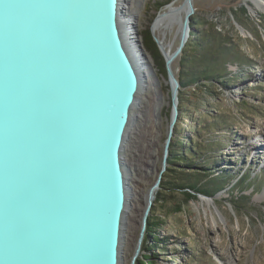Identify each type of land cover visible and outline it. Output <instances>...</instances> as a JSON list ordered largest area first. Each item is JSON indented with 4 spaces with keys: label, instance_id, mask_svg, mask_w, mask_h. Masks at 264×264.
I'll return each mask as SVG.
<instances>
[{
    "label": "bare ground",
    "instance_id": "obj_1",
    "mask_svg": "<svg viewBox=\"0 0 264 264\" xmlns=\"http://www.w3.org/2000/svg\"><path fill=\"white\" fill-rule=\"evenodd\" d=\"M15 1L0 0V13H3V17H0V37L5 36L14 45L26 47L23 52L16 53L17 60L12 62L20 71L21 79L14 85L7 83L0 86V195L14 194L12 189L2 190L3 175L8 176L10 183L18 182L28 200H16L0 209V264H104V232L110 222L106 212L110 206L111 191L105 185L106 177L97 161L95 171L86 172L83 178L70 173L71 190L54 197H43L41 191H47L59 174L67 175L68 167H75L83 158L84 151L79 148L73 133L88 125L87 117L96 114L97 108L101 107V100L92 87L93 80L86 74L87 71L97 73L105 82L107 90L111 89L109 99L112 113L120 107L123 85L129 81V76L118 72L119 55L112 45L114 34L110 4L108 0H93L90 9L91 23H88V0H38L33 29L39 31L36 26L37 16L54 21V42L58 51L53 55L40 51L35 83L42 91L30 96L28 87L18 82H24L25 79L26 82L29 81L31 69L34 65L37 66L38 61L32 60L36 49L32 45H24V34L15 29L13 19L7 12ZM253 1L257 7H264V3L259 0ZM137 2L138 0H118L117 3L120 33L140 76V85L129 105L119 153L124 166L142 169V159L136 157L137 141L132 138V134L141 133L138 126L134 125L135 118L138 117L141 121L140 114L145 107L138 95L145 84L150 85L154 69L137 39L138 29L133 23L138 11ZM181 7L188 8L187 4H181L179 8ZM177 12L178 10H174L159 16L156 27L165 29L170 26ZM20 19L25 22L26 15ZM87 24H92L91 30ZM52 93L57 94L54 101L61 107V111L48 118L46 115L50 111ZM34 98L40 100L42 105V111L35 114L41 125L31 136L22 138L27 110L35 113ZM82 111L83 121L80 122L77 116ZM125 174L129 185L127 173ZM130 180L135 185L132 192L128 189L127 201L121 214L117 264L126 262L122 255L123 247H128L134 241V238L128 239L129 242L126 243L122 241L128 235L124 232L126 218L129 215L128 227L133 229L132 224L140 215L141 209L136 190L138 179ZM44 183L47 188H43ZM156 193V190L148 192L145 203L150 198L154 200ZM130 205L131 215L128 211ZM55 224L66 226L68 241L64 248L50 241L48 229Z\"/></svg>",
    "mask_w": 264,
    "mask_h": 264
},
{
    "label": "rangeland",
    "instance_id": "obj_2",
    "mask_svg": "<svg viewBox=\"0 0 264 264\" xmlns=\"http://www.w3.org/2000/svg\"><path fill=\"white\" fill-rule=\"evenodd\" d=\"M183 1L138 0L136 4L138 11L133 23L138 29L137 39L154 70L150 85L144 83L138 95L145 107L140 114L141 121L135 118L134 125L138 126L141 133L132 134V138L137 141L136 157H141L142 169L125 166L130 192L135 185L130 179H138L136 190L141 209L132 224L133 229L128 227L129 215L124 223V232L128 235L122 241L126 243L128 239L134 238L128 247H123L124 264H138L144 253L148 252H155L157 264H264V187H260L259 183L254 190L233 187L239 171L243 173L245 169H250L254 173L264 169V7H257L253 0H193L191 19L199 15L206 23L203 24L204 29L208 25H216L231 40L234 54H231L228 69L236 79L224 86L216 83L213 88L216 97H195L189 93L185 105H197L200 108L194 111L184 107V116H180L184 112L179 106V85L178 112L170 148L176 133L198 139L200 146L206 147L205 157L216 166V170L212 168L213 176L224 182L218 192H213L212 200L201 196L186 204L182 195L169 190L163 191L161 195L164 200L156 203L158 189L151 213H157L162 219L164 225L157 229V233L159 238L168 239L167 244L159 243L154 250L148 251L144 235L137 252L147 207L145 196L162 169L164 146L174 117L171 94L173 83L146 50L143 36L147 29H151L160 43L162 49L158 45L159 51L164 58V52L173 54L182 39L186 8L179 6ZM259 1L264 3V0ZM239 5L247 9L248 17L235 11ZM174 10H178L174 22L165 29H158L155 24L158 17ZM191 29L190 20V32ZM179 56L172 60L171 68L175 77L182 79L178 69ZM240 60L242 62L238 63ZM180 94L184 95V90ZM200 127L203 133L197 136L195 129ZM225 167L230 170H222ZM127 168L130 169L129 174ZM225 175L229 177L226 181L223 180ZM163 176L173 179L166 171ZM240 195L247 196L249 206L235 207L231 199ZM177 204L181 205L182 210L174 213L172 210ZM131 207L128 209L130 215Z\"/></svg>",
    "mask_w": 264,
    "mask_h": 264
},
{
    "label": "water",
    "instance_id": "obj_3",
    "mask_svg": "<svg viewBox=\"0 0 264 264\" xmlns=\"http://www.w3.org/2000/svg\"><path fill=\"white\" fill-rule=\"evenodd\" d=\"M111 12L113 24L112 33L114 34L113 47L119 55L118 59V72L129 76V81L124 83L122 94L119 99V109L112 113L110 107L109 92L107 90L105 82L100 76L92 71H87L92 78V87L96 90L100 100L101 107L97 108L96 114H91L87 117V124L82 130H76L73 135L75 141H78L79 148L83 149V158L76 164L75 167H68L67 175L59 174L56 180L49 185L47 191H41L43 197H54L58 194L71 190L72 184L69 183V176L71 172L77 175V178H83L85 173L95 171L97 166L104 171L103 175L106 177L105 185L110 188L111 200L109 201L108 218H110L109 227L104 232V246H106V254L104 253V264H117L118 256V244H119V228L121 225V214L124 209L128 189L130 188L126 182V168L124 166L122 157L119 153V148L122 142V133L125 128V124L128 119L129 105L132 103L134 93L140 85V76L136 69V66L131 58V55L126 47L124 39L120 33L118 24V0H108ZM187 4L186 14L182 24V39L177 50L168 55L164 52L166 59L167 74L173 83L172 88V106H173V119L171 121L167 140L164 146V154L162 161V169L159 172L156 182L151 186L148 192L152 193L154 190L160 188L163 173L167 170V159L169 154L170 142L173 135V125L177 116V92L179 88V81L175 77L171 68V62L176 58L186 42L190 37V20L191 15L194 12L193 0H184L182 5ZM38 5V0H16L9 6L8 14L11 15L12 21L15 24L17 31H22L24 34V45H32L36 49L32 56V60L37 62V66L31 69L29 81L18 82L20 85H26L29 89V95L33 96L34 93H40L42 89L35 83L37 80V74L35 70H39V62L41 58L40 51H45L47 55H53L58 51L57 44L54 42V36H56V27L54 21L44 20L42 17L37 16V28L36 32L33 29V22L36 21L35 10ZM93 5V0H88L86 3V19L88 23H91L90 9ZM26 15V21H21V16ZM0 17H3V13H0ZM112 22V21H111ZM4 24V23H3ZM88 29L91 30L92 24L88 25ZM57 39V38H55ZM157 44L160 46L159 41ZM23 45H14L5 36L0 37V86H5L7 83L14 85L17 80L21 79V73L18 68L12 64L16 61V53H21L25 50ZM161 48V46H160ZM162 49V48H161ZM19 81V80H18ZM36 84V85H35ZM82 88H88L82 86ZM87 91V90H86ZM57 94H50V111L46 117L51 118L57 112L61 111V107L54 101ZM34 112L28 109L25 115L26 126L21 133L22 138L31 136L36 128L41 125L36 117V113L42 111V105L40 100L34 98ZM83 111L77 116L78 121L82 122ZM106 145V148H105ZM102 147V148H101ZM97 161V164H96ZM97 165V166H96ZM128 174L130 169L127 168ZM8 176H1L2 190H13L14 194L9 196L6 193L0 195V209L4 206H8L10 203H15L16 200L26 201L27 195L19 187L18 182L10 183ZM45 184V183H44ZM48 187V186H47ZM46 184L43 188H47ZM55 188V190H53ZM42 190V189H41ZM39 196V195H38ZM206 197L199 194L198 197ZM209 199L212 200V197ZM155 200V199H154ZM152 198L149 199L147 207L143 216V227L141 229L137 252L140 250V243L145 235L146 228L148 226V217L151 213L152 204L154 202ZM107 219V218H106ZM54 224V223H53ZM52 224V225H53ZM50 241L56 244L60 248H64L67 244L68 232L64 224L54 225L48 229ZM133 264V263H132Z\"/></svg>",
    "mask_w": 264,
    "mask_h": 264
},
{
    "label": "trees",
    "instance_id": "obj_4",
    "mask_svg": "<svg viewBox=\"0 0 264 264\" xmlns=\"http://www.w3.org/2000/svg\"><path fill=\"white\" fill-rule=\"evenodd\" d=\"M237 10L241 13V16L248 17V11L243 5L236 7L235 11ZM191 24L190 37L180 52L178 63L179 73L182 76V79L177 76L180 84V93L184 90V95L179 93L180 110L184 112L180 113V116L186 114L185 110L187 108H192L194 111L200 108L197 105H185L186 100L189 99V93L195 97H198V95L216 97L213 89L216 83L224 86L226 83L231 84L236 79L228 69L231 54H234L231 40L216 25H208L204 29L203 24L206 23L202 21L199 15L192 17ZM143 43L146 50L151 53L158 68L160 70L163 68L162 72L167 74L166 59L160 53L151 29L146 30L143 36ZM239 62L241 63L242 61L240 60ZM198 123L202 124L200 120ZM195 131L197 136H201V133H203L201 127L198 130L195 129ZM204 145L207 146L206 144ZM205 149L206 147L202 148L200 146L198 139L193 140L188 136L176 133L169 150L166 170L168 176L173 179H167L168 177L165 178L163 176L156 203L164 200L161 194L165 190L182 195L183 202L186 204L190 200L196 199L199 194L213 197L215 194L213 192H218L222 188L224 181H219L213 176L214 171L212 172V168L215 167L216 170V166L205 157ZM222 170L229 171L230 169L225 167ZM250 171V169H245L243 173L239 171L238 179L233 187H246L254 190L258 183L260 187H264V169L256 170L254 173ZM227 178L229 177L225 175L223 180L226 181ZM231 201L237 208L249 206L246 195H240L236 199L232 198ZM181 210V205L177 204V207L172 212H180ZM163 225L164 223L157 213L149 215L144 237V244L147 246L145 248L148 251L154 250L159 243L165 242L167 244L168 239L166 237L159 238L157 233V229ZM162 248H166V246ZM156 259L157 255L155 252L144 253L138 264H157Z\"/></svg>",
    "mask_w": 264,
    "mask_h": 264
}]
</instances>
